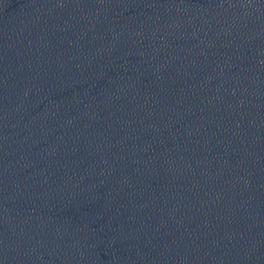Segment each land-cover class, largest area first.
Listing matches in <instances>:
<instances>
[{
	"label": "water",
	"instance_id": "95a60500",
	"mask_svg": "<svg viewBox=\"0 0 264 264\" xmlns=\"http://www.w3.org/2000/svg\"><path fill=\"white\" fill-rule=\"evenodd\" d=\"M0 264H264V93L169 0H0Z\"/></svg>",
	"mask_w": 264,
	"mask_h": 264
}]
</instances>
